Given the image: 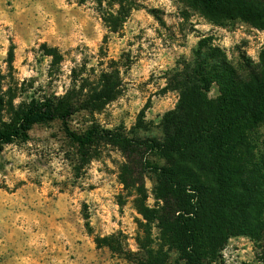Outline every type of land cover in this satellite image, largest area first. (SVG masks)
<instances>
[{
  "label": "rangeland",
  "instance_id": "rangeland-1",
  "mask_svg": "<svg viewBox=\"0 0 264 264\" xmlns=\"http://www.w3.org/2000/svg\"><path fill=\"white\" fill-rule=\"evenodd\" d=\"M201 40L243 69L245 59L259 65L264 31L212 23L180 0H0V132L33 100L51 99L58 111H78L69 127L79 135L161 141L162 120L180 99L169 75L193 60ZM100 91L114 100L93 107ZM218 95L213 86L209 97ZM258 142L264 153V127ZM164 165L115 141L81 148L59 120L0 144V264H140L141 243L160 245L140 209H155V167ZM177 259L171 253L169 264ZM212 264H264V249L249 236L231 238Z\"/></svg>",
  "mask_w": 264,
  "mask_h": 264
},
{
  "label": "trees",
  "instance_id": "trees-1",
  "mask_svg": "<svg viewBox=\"0 0 264 264\" xmlns=\"http://www.w3.org/2000/svg\"><path fill=\"white\" fill-rule=\"evenodd\" d=\"M180 1L212 23L240 20L264 31V0ZM259 59L258 66L245 59L237 69L220 48L201 40L193 60L169 75L168 86L180 99L162 120L161 141L138 144L99 129L79 135L69 127L78 111L70 105L58 111L44 99L33 100L11 131L0 132V144L27 141L35 125L59 120L81 148L104 140L159 155L165 165L155 167L156 206H141L140 212L156 224L160 245L141 243L140 264H169L173 252L175 264L216 263L228 241L240 236L264 249V153L258 142L264 127V46ZM213 86L219 89L216 98L209 97ZM102 94L107 93L92 97L93 107L114 100Z\"/></svg>",
  "mask_w": 264,
  "mask_h": 264
}]
</instances>
